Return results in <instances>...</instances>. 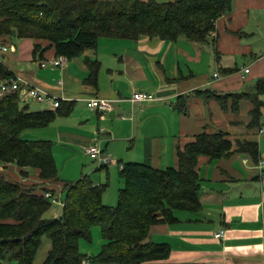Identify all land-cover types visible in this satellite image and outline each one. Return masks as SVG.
I'll return each mask as SVG.
<instances>
[{
  "label": "crops",
  "instance_id": "obj_1",
  "mask_svg": "<svg viewBox=\"0 0 264 264\" xmlns=\"http://www.w3.org/2000/svg\"><path fill=\"white\" fill-rule=\"evenodd\" d=\"M214 32L203 44L102 38L60 67L52 65L62 57L53 48L33 56L32 39L7 38L4 46L12 48L0 54L8 70L64 99L68 109L48 126L26 130L27 140L53 143L62 183L88 177L96 185L107 184L102 197L107 206L116 204L123 187L119 166L176 167L177 150L199 134L223 133L231 142L226 157L198 158L200 210L175 211L174 223L151 227L150 240L170 248L169 258L156 264H264V168H258L264 160V95L258 97L262 105L255 126L250 125L252 100L232 97L253 95L256 81L264 77V0H232ZM88 63L95 69L91 82ZM134 93L152 100L132 103ZM216 96L227 97L222 104ZM90 98L110 101L111 109L89 108ZM183 103L185 112H180L176 106ZM23 104L30 112L54 111L49 103ZM94 142L117 164L93 165L85 149ZM245 142L256 144V160L240 151L239 143ZM220 230L224 237L217 239Z\"/></svg>",
  "mask_w": 264,
  "mask_h": 264
},
{
  "label": "trees",
  "instance_id": "obj_2",
  "mask_svg": "<svg viewBox=\"0 0 264 264\" xmlns=\"http://www.w3.org/2000/svg\"><path fill=\"white\" fill-rule=\"evenodd\" d=\"M231 5L232 0H0V43L13 35L32 39L33 56L53 48L56 56L67 60L94 48L102 38L157 37L203 44L213 40L216 21L230 11ZM44 41L46 47L39 43ZM88 65L91 82L95 69L91 63ZM8 76L11 72L0 63V81ZM261 95L264 77L256 81L253 95L232 96L252 100L251 126L257 125L260 118ZM216 97L220 100L227 96ZM18 101L16 93L0 96V163L16 162L37 169L43 184L10 181L0 172V264H33L43 238L50 241V248L41 264L166 261L170 248L150 240L151 227L174 223L175 211L198 212V158L205 156L213 161L231 153V142L225 134L204 133L177 150L176 167L159 170L143 164H125L119 170L123 187L118 191L117 202L107 206L102 201L107 184L96 185L88 177L62 183L53 143L21 137L23 131L46 127L57 115L68 113V109H63L64 103L54 111L30 112L26 106L20 108ZM176 109L185 112L184 103ZM239 149L256 160L255 143H239ZM46 182L58 183L63 191L61 214L50 219L45 217L53 205L44 197L48 191ZM51 192L56 193V189ZM93 227L100 229L104 243L97 254L87 256L80 252L79 242L91 241Z\"/></svg>",
  "mask_w": 264,
  "mask_h": 264
},
{
  "label": "built area",
  "instance_id": "obj_3",
  "mask_svg": "<svg viewBox=\"0 0 264 264\" xmlns=\"http://www.w3.org/2000/svg\"><path fill=\"white\" fill-rule=\"evenodd\" d=\"M215 36L214 34H212ZM12 47H0V54L5 53ZM13 50V49H12ZM67 61L66 57L57 58L52 62V65L55 67H60L64 65ZM0 63H2L0 59ZM248 69H245L244 72L248 73ZM215 77H218V74H214ZM62 82L58 81V85H61ZM17 94V96L22 99V101H33L37 103H49L52 106V109H56L59 107L60 103L64 100L60 97H57L50 93L47 90L40 88L39 86L35 85L30 79L25 78L23 76H19L17 74L11 73V76L0 82V95L5 94ZM152 100L151 95H145L141 93H134L131 102H144ZM87 106L92 109H96L100 112L109 111L111 109L110 101L103 100L99 98H90L87 99ZM86 154L89 158L97 165V168H103L107 166L116 165L117 162L112 158V156L103 150L98 142H94L89 145L85 149ZM122 168V165L119 166ZM258 168L263 170L264 168V160L258 163ZM56 189V188H54ZM44 197L48 199L53 205L58 207H63V198L62 193L59 189H56V193L51 192V189L48 188V191L44 192ZM60 214L54 215V217H58ZM217 239H222L224 237V230H220L215 234Z\"/></svg>",
  "mask_w": 264,
  "mask_h": 264
},
{
  "label": "rangeland",
  "instance_id": "obj_4",
  "mask_svg": "<svg viewBox=\"0 0 264 264\" xmlns=\"http://www.w3.org/2000/svg\"><path fill=\"white\" fill-rule=\"evenodd\" d=\"M214 35H215V32H214ZM8 38L11 39V38H17V37L15 35H13V36L8 37ZM17 39H27V38H17ZM3 46H4V43H0V47H3ZM63 57H65V56H63ZM3 66L6 69H8L4 64H3ZM9 72H11V71L9 70ZM9 77L10 76H8L7 78H5L3 80L8 79ZM3 80H1V81H3ZM18 103H19L20 108L25 106V104H23L25 102L22 101V99H20V98H19ZM25 132H26V130L23 131L21 134V137L23 139H27V137H28V136H26ZM93 165H95L97 167V165L95 163H93ZM0 172L2 174H4L7 177V179H9L10 181H19L23 184H31V185L32 184H37V185L43 184L42 183L43 181H41V179L39 178V171L37 169H34L32 167H28V166H20L16 162H2V163H0ZM13 175H16L17 177L14 178ZM46 183L48 184V186L49 185L56 186V188H59V190L62 189V187L59 186L58 183H51V182H46ZM113 186H114V184L112 181V184L110 187L111 190L113 189ZM62 196H63V193H62ZM61 211H62V207L52 205L51 209L49 210L48 213H46L45 217L47 219H50V218H52V216L54 214H61ZM103 242L104 241L101 237L100 229L98 227H93L91 229V241L87 242L85 240H80L79 249L83 254H86L87 256L95 255L100 250V247L103 244ZM49 248H50V241L46 238H43L41 247L35 256L33 264H41L43 262V260L45 259L47 252L49 251Z\"/></svg>",
  "mask_w": 264,
  "mask_h": 264
},
{
  "label": "water",
  "instance_id": "obj_5",
  "mask_svg": "<svg viewBox=\"0 0 264 264\" xmlns=\"http://www.w3.org/2000/svg\"><path fill=\"white\" fill-rule=\"evenodd\" d=\"M145 243H148V240Z\"/></svg>",
  "mask_w": 264,
  "mask_h": 264
}]
</instances>
